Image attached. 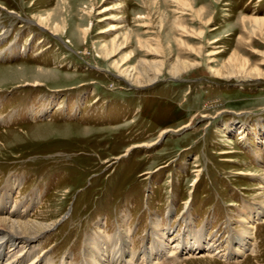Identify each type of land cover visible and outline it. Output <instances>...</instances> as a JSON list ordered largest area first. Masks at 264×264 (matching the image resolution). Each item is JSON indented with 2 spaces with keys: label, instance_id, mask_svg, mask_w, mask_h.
Wrapping results in <instances>:
<instances>
[{
  "label": "rangeland",
  "instance_id": "1",
  "mask_svg": "<svg viewBox=\"0 0 264 264\" xmlns=\"http://www.w3.org/2000/svg\"><path fill=\"white\" fill-rule=\"evenodd\" d=\"M256 18L264 0H0V190L19 178L14 203L38 194L29 214L55 223L40 244L52 264H83L102 227L131 230L138 258L125 264H147L157 221L174 240L205 227L219 249L149 264H264V221L228 257L241 209L264 200V79L209 72L246 62L264 73ZM142 61L162 73L130 85ZM177 62L199 66L174 79Z\"/></svg>",
  "mask_w": 264,
  "mask_h": 264
},
{
  "label": "bare ground",
  "instance_id": "2",
  "mask_svg": "<svg viewBox=\"0 0 264 264\" xmlns=\"http://www.w3.org/2000/svg\"><path fill=\"white\" fill-rule=\"evenodd\" d=\"M111 10L112 8H107L100 13H106ZM111 18L112 16H105V20ZM46 22L47 18L43 19L40 22V25L43 24L41 26H46ZM255 22L256 24H262L264 19L256 18ZM119 28L121 27L113 25L111 28H107L103 32L115 29L117 30ZM56 30H59V28L57 27ZM84 33V35H86L87 30H84ZM113 45V51L109 54V58H114L120 47L116 43V40H114ZM209 55H211V53H209L208 56ZM162 63H152L151 67L154 71L151 73L153 74V77H151L152 75L150 76L148 72L145 74L141 71L143 65L145 66V64H147L142 61V66L140 65V67L133 68L132 72L136 73L126 75V77L131 79L127 81L130 82V85H134L136 87L151 86L157 82L159 75L162 73ZM241 63V66L239 64L224 65L220 70L211 69L209 72L215 77L227 79L233 77L242 78V76L244 79L241 80L264 79L263 72L259 70L248 71L245 66L246 62ZM195 66L199 65L187 62H177V64L170 71V74L175 79L183 72ZM125 72H127V70ZM38 73L44 74L42 70H39ZM135 74H137V76ZM32 83L42 85L39 80H35ZM46 112L47 110H45V113ZM12 117L13 115L9 118ZM2 120L4 121V119ZM225 126L228 128L232 127L228 124H225ZM166 132L167 131H164L163 134ZM227 153L229 152L224 154ZM20 185L21 183L19 178H12L7 180L6 184L0 190V264H52L53 259H51L47 253H43L44 250H42L40 244L41 241L44 240V236L54 228L55 223L50 222V218L48 216L44 218L41 216L40 218L30 216L29 213L32 211L33 206L37 204V199H39L36 192L33 193L35 194L34 196H28L26 198L27 200L21 202L20 204L13 202V195L20 190ZM259 188H262V192L264 193V181L262 187ZM29 201H31L30 204L28 203ZM247 206L248 204L245 205L244 209H241L240 224L242 230L232 232L231 254L228 255V257L243 256L247 251H249L254 242L255 225L264 221V200L261 203H257V205L254 204L248 207ZM191 220V218L184 220V222L186 221L187 227H190L193 224ZM150 229V233L152 234L151 237L153 236L154 240L152 242L149 241L148 246L144 248L142 253L143 259L147 264L166 256L216 252L218 248H216L214 246L215 244L213 245V243L207 239L208 236L205 227L199 230H193L191 228V230H185L184 235L175 240L171 237L174 236L177 230L169 227L167 230L160 231L159 221L152 222ZM103 232L104 228L102 227L99 231H94L88 236L83 247V261H81V263L125 264L130 261H135L138 258L137 254L132 251L131 230H118L111 237L103 234ZM139 259H142V257L139 256ZM63 264L78 263L66 260Z\"/></svg>",
  "mask_w": 264,
  "mask_h": 264
},
{
  "label": "water",
  "instance_id": "3",
  "mask_svg": "<svg viewBox=\"0 0 264 264\" xmlns=\"http://www.w3.org/2000/svg\"><path fill=\"white\" fill-rule=\"evenodd\" d=\"M241 257V256H240Z\"/></svg>",
  "mask_w": 264,
  "mask_h": 264
}]
</instances>
